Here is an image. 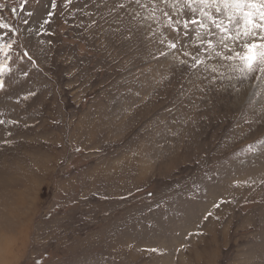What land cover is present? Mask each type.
<instances>
[{"label":"rangeland","instance_id":"obj_1","mask_svg":"<svg viewBox=\"0 0 264 264\" xmlns=\"http://www.w3.org/2000/svg\"><path fill=\"white\" fill-rule=\"evenodd\" d=\"M0 5V264H264V74L214 7Z\"/></svg>","mask_w":264,"mask_h":264},{"label":"snow or ice","instance_id":"obj_2","mask_svg":"<svg viewBox=\"0 0 264 264\" xmlns=\"http://www.w3.org/2000/svg\"><path fill=\"white\" fill-rule=\"evenodd\" d=\"M194 2L215 8L216 17L205 11H201L200 14L207 17L220 34V45L232 52V55L223 56V59L240 61L235 65L239 70L240 78L246 79L256 72L264 74V0H194ZM189 24L208 30V25L203 20L195 18L190 21L185 20V30L189 28ZM233 29H235V34H233ZM229 43L239 47L242 51H236V47L228 49ZM170 47L175 48L176 45L170 44ZM208 47L209 49L213 47L211 40L208 41ZM216 54L220 55V53ZM200 62L197 60V63ZM3 70V67H0V72ZM3 88L4 82L0 80V90Z\"/></svg>","mask_w":264,"mask_h":264}]
</instances>
